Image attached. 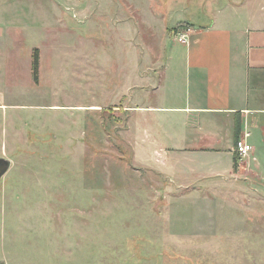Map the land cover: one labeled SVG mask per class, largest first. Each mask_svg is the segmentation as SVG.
<instances>
[{
	"label": "rangeland",
	"instance_id": "rangeland-1",
	"mask_svg": "<svg viewBox=\"0 0 264 264\" xmlns=\"http://www.w3.org/2000/svg\"><path fill=\"white\" fill-rule=\"evenodd\" d=\"M207 1L0 0V264H264V179L178 187L135 163L115 100Z\"/></svg>",
	"mask_w": 264,
	"mask_h": 264
},
{
	"label": "crops",
	"instance_id": "crops-1",
	"mask_svg": "<svg viewBox=\"0 0 264 264\" xmlns=\"http://www.w3.org/2000/svg\"><path fill=\"white\" fill-rule=\"evenodd\" d=\"M208 1L206 22L182 9L190 22L184 48L146 69L136 61L128 73L121 64L114 93L120 103L129 95L122 109L135 163L178 187L195 182L199 191L222 180L264 179V0ZM236 124L238 139L252 145L237 167Z\"/></svg>",
	"mask_w": 264,
	"mask_h": 264
},
{
	"label": "built area",
	"instance_id": "built-area-1",
	"mask_svg": "<svg viewBox=\"0 0 264 264\" xmlns=\"http://www.w3.org/2000/svg\"><path fill=\"white\" fill-rule=\"evenodd\" d=\"M189 31H190V29L185 31V32L180 33L179 34V36H180L179 40L186 43L188 40V32ZM236 150L240 154V156L244 157V156H247L249 154V152L252 150V145L250 143H248L245 140V138H240V139H238V141L236 143Z\"/></svg>",
	"mask_w": 264,
	"mask_h": 264
},
{
	"label": "trees",
	"instance_id": "trees-1",
	"mask_svg": "<svg viewBox=\"0 0 264 264\" xmlns=\"http://www.w3.org/2000/svg\"><path fill=\"white\" fill-rule=\"evenodd\" d=\"M39 65H40V63H39V55L36 54L34 56V60H33V71H34V76L35 77H37L38 74H39ZM240 130L241 129H240L239 124H236V127H235L236 142L238 141V138H239V135H240ZM239 159H240V155H239V153H237V155H235V163H234L235 167L238 166Z\"/></svg>",
	"mask_w": 264,
	"mask_h": 264
},
{
	"label": "water",
	"instance_id": "water-1",
	"mask_svg": "<svg viewBox=\"0 0 264 264\" xmlns=\"http://www.w3.org/2000/svg\"><path fill=\"white\" fill-rule=\"evenodd\" d=\"M1 164H0V178L8 171L10 168V162L8 159L4 157H0Z\"/></svg>",
	"mask_w": 264,
	"mask_h": 264
},
{
	"label": "flooded vegetation",
	"instance_id": "flooded-vegetation-1",
	"mask_svg": "<svg viewBox=\"0 0 264 264\" xmlns=\"http://www.w3.org/2000/svg\"><path fill=\"white\" fill-rule=\"evenodd\" d=\"M2 162H1V160H0V164H1Z\"/></svg>",
	"mask_w": 264,
	"mask_h": 264
}]
</instances>
